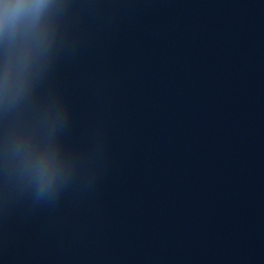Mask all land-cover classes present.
<instances>
[{"label": "clouds", "instance_id": "clouds-1", "mask_svg": "<svg viewBox=\"0 0 264 264\" xmlns=\"http://www.w3.org/2000/svg\"><path fill=\"white\" fill-rule=\"evenodd\" d=\"M48 6L49 0H0V43L14 50L20 26L34 30Z\"/></svg>", "mask_w": 264, "mask_h": 264}]
</instances>
